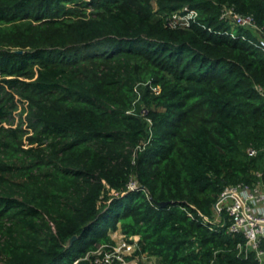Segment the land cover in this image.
Wrapping results in <instances>:
<instances>
[{
	"label": "trees",
	"instance_id": "1",
	"mask_svg": "<svg viewBox=\"0 0 264 264\" xmlns=\"http://www.w3.org/2000/svg\"><path fill=\"white\" fill-rule=\"evenodd\" d=\"M224 7L264 30V0H0V264H96L116 229L156 264H258L213 219L264 184V53Z\"/></svg>",
	"mask_w": 264,
	"mask_h": 264
},
{
	"label": "built area",
	"instance_id": "2",
	"mask_svg": "<svg viewBox=\"0 0 264 264\" xmlns=\"http://www.w3.org/2000/svg\"><path fill=\"white\" fill-rule=\"evenodd\" d=\"M222 17H228L232 20L233 24L249 28L257 31L255 40H249L254 46L259 48L264 53V30L256 25L251 15H242L235 13L231 8L224 7ZM196 12L192 9L184 8L179 13L172 15L168 19V25L188 26L190 23L195 22ZM231 36L236 35L230 31ZM241 38L246 40V37L241 35ZM258 93L264 97V88L256 85ZM158 91V88H154ZM247 153L250 156L256 154L254 148H248ZM129 188H135V182H131ZM214 221L224 227V230L229 234H241L244 238L245 250H252L257 258L258 264H264V184L261 182L253 186L243 183L226 186L221 192L219 198L213 206ZM222 212H225L227 218L222 217ZM206 219V218H205ZM120 240L113 241L109 245V249H104L100 246L95 252L102 254V258H95L96 264L102 261L112 263L117 261L122 264H129L133 257V252L136 248V241L138 236L126 238L119 232ZM131 240V241H130ZM127 257H130L127 259ZM76 262H73L75 264Z\"/></svg>",
	"mask_w": 264,
	"mask_h": 264
},
{
	"label": "rangeland",
	"instance_id": "3",
	"mask_svg": "<svg viewBox=\"0 0 264 264\" xmlns=\"http://www.w3.org/2000/svg\"><path fill=\"white\" fill-rule=\"evenodd\" d=\"M111 240L118 242L120 240L119 230H114L110 232ZM140 261L145 262L146 264H156L155 258L153 257H145V256H133L130 260L129 264H140Z\"/></svg>",
	"mask_w": 264,
	"mask_h": 264
},
{
	"label": "water",
	"instance_id": "4",
	"mask_svg": "<svg viewBox=\"0 0 264 264\" xmlns=\"http://www.w3.org/2000/svg\"><path fill=\"white\" fill-rule=\"evenodd\" d=\"M18 52H20V50H18ZM158 206H166L168 203L163 201V202H157L156 203ZM215 206V204L213 205ZM76 239V235H73L70 239H69V244H71L74 240Z\"/></svg>",
	"mask_w": 264,
	"mask_h": 264
}]
</instances>
